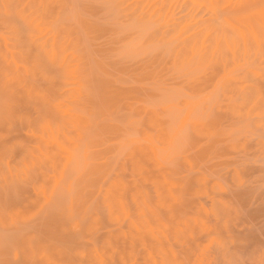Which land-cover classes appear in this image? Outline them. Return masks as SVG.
I'll list each match as a JSON object with an SVG mask.
<instances>
[{
  "label": "rangeland",
  "instance_id": "rangeland-1",
  "mask_svg": "<svg viewBox=\"0 0 264 264\" xmlns=\"http://www.w3.org/2000/svg\"><path fill=\"white\" fill-rule=\"evenodd\" d=\"M263 10L0 0V264H264Z\"/></svg>",
  "mask_w": 264,
  "mask_h": 264
},
{
  "label": "bare ground",
  "instance_id": "bare-ground-1",
  "mask_svg": "<svg viewBox=\"0 0 264 264\" xmlns=\"http://www.w3.org/2000/svg\"><path fill=\"white\" fill-rule=\"evenodd\" d=\"M244 5H245V4H244ZM257 5H259V4H257ZM249 9H250V8H249ZM244 11H245V10H244ZM263 11H264V10H263ZM258 12L260 13V11H258ZM247 15H248V14H247ZM245 17H247V16H245ZM248 17H249V16H248ZM248 17H247V18H248ZM250 17H251V16H250ZM250 19H251V18H250ZM255 19H256V18H255ZM241 20H242V19H241ZM238 21H239V20H238ZM242 21H243V20H242ZM253 21H254V20H253ZM252 23H253V22H252ZM238 25H239V24H237V26H238ZM253 25H254V24H253ZM259 25H260V23H259ZM230 26H231V25H229V27H230ZM235 26H236V25H235ZM260 26H262V25H260ZM223 27H224V26H222V27L219 26L220 31H222L221 35H222V34L226 35V34H227V33H226L227 31H225V30H224L225 27H224V28H223ZM240 27H241V26H240ZM244 27H245V26H244ZM247 27H248V26H247ZM215 28H216V27H215ZM217 28H218V27H217ZM217 28H216V29H217ZM258 28H259V27H258ZM263 28H264V27H263ZM230 29H231V28H230ZM246 29L248 30V28H246ZM259 29H260V28H259ZM223 30H224V31H223ZM232 30L235 31L234 33H237V34H233V35H235V36L237 35L236 38H237V37L239 38V36L241 35V33L238 32V28L235 27V29H232ZM220 31H219V33H220ZM240 31H241V30H240ZM225 33H226V34H225ZM224 35H222V37H224ZM227 35L230 37V39L232 38V37H231V36H232L231 34H227ZM227 35H226V36H227ZM235 36H233V38H235ZM245 36H246V33H245ZM249 36H251V33H250V32H249ZM252 36H253V34H252ZM220 37H221V36H220ZM246 37H247V36H246ZM253 37H254V36H253ZM257 37H258V36H257ZM224 38H228V37H224ZM224 38H222V39L224 40ZM248 38H249V37H248ZM258 38H260V37H258ZM240 39H241V38H240ZM225 40H226V39H225ZM235 40H236V39H235ZM252 40H253V39H252ZM240 41H241V40H240ZM248 41H249V39H248ZM236 42H237V41H236ZM241 42H242V41H241ZM239 43H240V42H239ZM228 44H229V43H228ZM240 44H241V43H240ZM240 44H239V45H240ZM226 52H227V51H226Z\"/></svg>",
  "mask_w": 264,
  "mask_h": 264
}]
</instances>
